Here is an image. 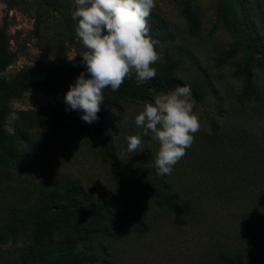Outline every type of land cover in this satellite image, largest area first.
<instances>
[{"label":"rangeland","instance_id":"374dc122","mask_svg":"<svg viewBox=\"0 0 264 264\" xmlns=\"http://www.w3.org/2000/svg\"><path fill=\"white\" fill-rule=\"evenodd\" d=\"M240 1L264 43V0ZM187 3L198 25L195 34L177 0H157L152 12L172 37L169 54L182 62L179 77L194 82L197 65L201 85L206 86L203 99H194L202 128L164 179L191 203L184 224L177 225L173 215L153 201L159 143L149 133L142 135L141 152L127 151L126 137L143 133L135 117L153 97L142 101L129 92L104 90L105 99L113 97L119 105L113 110L112 143L120 169L114 170L91 145L86 122L78 127L64 120L67 129L35 120L31 113L44 106L47 90L32 86L8 102L3 126L11 136L25 135L21 152L26 162L14 167L0 156V264H48L42 252L34 250L32 225L5 241L3 230L11 212L40 214L49 198L60 195L70 182L95 205L110 197V208L124 215L118 231L94 240V264H222L219 257L228 253L240 254L243 264H264V63L252 70L257 99L240 101L242 56L220 61L232 50L234 38L220 21L219 0ZM72 10V0H0V28L5 21L7 47L15 53L13 62L0 71V81L10 86L22 70L53 69L58 53L66 65L78 60L86 49L75 33ZM158 64H167L162 55L152 66ZM65 95L60 90L53 96L54 109L75 111L66 110ZM139 212L146 228L142 233ZM63 236L57 233L54 241Z\"/></svg>","mask_w":264,"mask_h":264},{"label":"trees","instance_id":"16d2710c","mask_svg":"<svg viewBox=\"0 0 264 264\" xmlns=\"http://www.w3.org/2000/svg\"><path fill=\"white\" fill-rule=\"evenodd\" d=\"M182 6V13L190 24L191 33L198 29L194 15L191 13L188 0H177ZM220 21L224 22L229 33L234 38V44L220 61L235 57L240 54L238 76L242 78L243 87L239 94L240 101L257 99V85L253 78V68L264 63V43L258 31L246 19V8L240 0H219ZM151 28V36L158 41L157 51L167 64L156 66L157 75L154 79L145 83H139L135 75L127 78L118 91L129 92L139 100L148 101L152 95L149 89L157 92H168L178 86L188 85L192 90V98L201 101L205 95V85L202 83L200 67L193 65L198 72V79L188 83L178 75L182 62L169 54L168 46L172 37L166 31L162 20L155 14L148 18ZM53 69H29L20 71L10 86L0 81V156L3 160H11L14 167L26 162L22 154V142L26 139L19 132L11 136L3 129L7 114L8 102L21 95V92L32 86H43L47 90V100L44 106L34 115L39 124L46 126H69L63 121L67 120L73 125L84 127L82 115L75 111L67 113L64 110H55L52 104L53 96L60 90L67 93L70 85L76 82L81 72H86V65L81 63L82 57L71 65L65 64V58L58 53ZM15 59V53L9 52L5 33V21L0 28V71L5 69ZM110 89V88H109ZM111 90V89H110ZM117 99L108 97L101 105L98 113L99 120L92 124L87 123L86 132L91 145L95 148L101 159L114 170H119L112 135L115 133L113 110L118 109ZM46 114V116H45ZM26 114L21 113L24 117ZM215 130L216 124L212 125ZM159 175V174H158ZM166 175H159L152 189L153 201L160 207H164L174 217L177 225L184 224L185 217L191 212V203L181 198L173 190L172 186L164 179ZM111 198L105 197L100 205H95L92 197L88 195L78 184L70 182L64 186L60 195H52L49 198V206L40 213L29 211L28 213L11 212L8 223L4 227L2 241L17 232L23 231L28 225L34 227V250L42 252V260L48 264H94L96 257L92 244L95 239L104 240L118 231L124 223V215L121 211L110 208ZM143 213L137 214V223L140 232L146 230ZM68 230H76L70 234ZM64 236L58 242L54 236L63 233ZM222 264H243V258L238 253L223 254L219 257Z\"/></svg>","mask_w":264,"mask_h":264},{"label":"clouds","instance_id":"9594fccd","mask_svg":"<svg viewBox=\"0 0 264 264\" xmlns=\"http://www.w3.org/2000/svg\"><path fill=\"white\" fill-rule=\"evenodd\" d=\"M75 33L86 51L80 56L86 65L70 85L64 101L68 108L82 112L81 119L92 124L105 102L104 90L118 91L125 80L135 75L139 83L152 80L157 70L152 65L161 59L158 41L151 36L148 18L157 0H72ZM153 102L146 103L135 117L142 134L129 135L127 151L141 152L142 135L151 133L159 143L155 164L159 175H171L174 166L187 154L201 130L196 102L190 86L172 91L149 89Z\"/></svg>","mask_w":264,"mask_h":264}]
</instances>
